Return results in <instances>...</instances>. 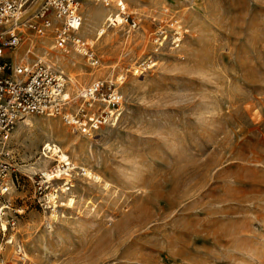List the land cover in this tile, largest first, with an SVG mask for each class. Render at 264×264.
<instances>
[{
  "label": "rangeland",
  "instance_id": "374dc122",
  "mask_svg": "<svg viewBox=\"0 0 264 264\" xmlns=\"http://www.w3.org/2000/svg\"><path fill=\"white\" fill-rule=\"evenodd\" d=\"M127 2L140 19L130 33L92 31L100 20L81 8L76 36L97 66L32 31L13 50L72 78L69 94L122 75L124 104L115 125L90 134L58 117L16 122L7 148L26 176L10 194L19 215L4 260L14 262L20 242L25 264H264V0ZM170 19L187 34L178 48L154 52L150 34ZM139 65L149 67L133 74ZM63 156L68 188L48 208L33 194L34 174Z\"/></svg>",
  "mask_w": 264,
  "mask_h": 264
},
{
  "label": "built area",
  "instance_id": "2783aa9c",
  "mask_svg": "<svg viewBox=\"0 0 264 264\" xmlns=\"http://www.w3.org/2000/svg\"><path fill=\"white\" fill-rule=\"evenodd\" d=\"M84 0H0V264H25L22 244L13 245V260H4L5 245L13 243L8 229H14L18 210L12 206L11 192L25 178L10 156L7 142L16 122L23 115L58 117L70 131L90 134L102 127L115 125L121 117L124 96L119 89L124 77L97 78L68 93L71 80L63 72L42 60L13 62L8 55L19 45L27 32L39 38L50 36L53 47L68 53L82 54L91 66L98 65L91 45L76 36L82 22ZM110 10L104 21L105 30L125 26L126 33L139 28L140 19L130 11L127 0H91ZM120 22H118V20ZM187 29L180 19L159 23L150 34L153 51L162 47L178 48ZM30 53V49H26ZM81 50L83 52H81ZM149 65H139L133 74H142ZM50 148L42 145L45 158ZM71 167L56 161L50 169L35 173L33 194L44 195L48 208L57 206L62 188H68L66 176ZM30 179L32 177H29ZM62 180L55 186L52 181ZM52 208V207H51Z\"/></svg>",
  "mask_w": 264,
  "mask_h": 264
},
{
  "label": "bare ground",
  "instance_id": "6f19581e",
  "mask_svg": "<svg viewBox=\"0 0 264 264\" xmlns=\"http://www.w3.org/2000/svg\"><path fill=\"white\" fill-rule=\"evenodd\" d=\"M86 5H87V3H85ZM84 3H83V5L81 6V8H82V12H83V14H84V16L85 15H93V17H96L95 19L94 18H92V17H90L89 15L88 16H85V17H89L90 18V20H91V22L92 21H98V20H100V22H99V24H93V23H91V25H92V31H95L97 28H98V26H100V28H99V33L100 34H105L106 33V30H105V27H104V21H105V16H106V14H108V12H109V8L108 7H104L103 5H101V4H99V3H93V5H90V6H92L90 9L89 8H87L86 7V5H85ZM94 19V20H93ZM161 20V19H160ZM102 23V24H101ZM81 25V24H80ZM79 25V26H80ZM47 47H49V49H54L53 48V45H51V43L48 41L47 42ZM81 52H83L82 50H81ZM26 54V53H25ZM11 55H12V57L14 58V60H16V59H18V60H27L28 59V57H30V56H24V57H21V58H18L17 56H15V55H18L17 53H15V55H14V51L11 53ZM61 57V56H60ZM60 59V58H59ZM64 59V58H63ZM70 80H71V83H72V88L71 89H69V90H74V88H78V86H77V84H76V82L74 81V80H72V78H70ZM32 119V118H31ZM30 119V116H28V115H23L19 120H20V122H19V124H25L26 126L27 125H30V123H31V120ZM48 120L46 121L47 123H49V124H52L53 125V123H55V121L56 120H54V119H50V118H47ZM62 125V124H61ZM66 129V128H65ZM40 161L39 162H42V163H46L47 162V159L46 158H40L39 159ZM60 160L61 161H64L65 160V156H63L62 158H60ZM64 162H66V161H64ZM67 163V162H66ZM46 165V164H45ZM68 165H69V163H68ZM44 166V165H43ZM70 166V165H69ZM74 166V165H73ZM71 167V166H70ZM31 168H33V167H31ZM71 169H72V167H71ZM67 175H68V173H67ZM67 179V178H66ZM64 188V187H63ZM62 191H63V194L66 192V188H64V189H62ZM71 196V195H70ZM67 199V198H66ZM74 203H75V199H74V197H69L68 199H67V201L65 202V206L66 207H74L73 205H74ZM56 206L54 205V208H55ZM8 257V256H7Z\"/></svg>",
  "mask_w": 264,
  "mask_h": 264
}]
</instances>
